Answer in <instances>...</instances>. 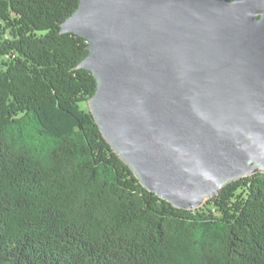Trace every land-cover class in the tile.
I'll use <instances>...</instances> for the list:
<instances>
[{"label": "trees", "instance_id": "obj_1", "mask_svg": "<svg viewBox=\"0 0 264 264\" xmlns=\"http://www.w3.org/2000/svg\"><path fill=\"white\" fill-rule=\"evenodd\" d=\"M78 3L0 0V264H264V172L176 208L103 138Z\"/></svg>", "mask_w": 264, "mask_h": 264}, {"label": "water", "instance_id": "obj_2", "mask_svg": "<svg viewBox=\"0 0 264 264\" xmlns=\"http://www.w3.org/2000/svg\"><path fill=\"white\" fill-rule=\"evenodd\" d=\"M89 110L140 184L192 210L264 172V0H79Z\"/></svg>", "mask_w": 264, "mask_h": 264}]
</instances>
